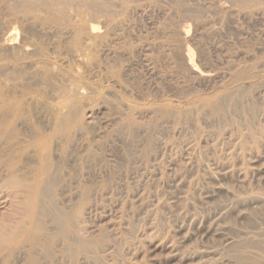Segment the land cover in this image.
I'll return each instance as SVG.
<instances>
[{
  "label": "rangeland",
  "instance_id": "374dc122",
  "mask_svg": "<svg viewBox=\"0 0 264 264\" xmlns=\"http://www.w3.org/2000/svg\"><path fill=\"white\" fill-rule=\"evenodd\" d=\"M0 153V264H264V0H0Z\"/></svg>",
  "mask_w": 264,
  "mask_h": 264
},
{
  "label": "bare ground",
  "instance_id": "6f19581e",
  "mask_svg": "<svg viewBox=\"0 0 264 264\" xmlns=\"http://www.w3.org/2000/svg\"><path fill=\"white\" fill-rule=\"evenodd\" d=\"M232 3V2H231ZM245 3V2H243ZM101 5V4H100ZM97 7V6H96ZM98 9V8H97ZM96 11V10H95ZM100 11V10H99ZM104 11V10H103ZM197 13V12H196ZM97 28L94 26L92 27V31H95ZM20 50V49H19ZM17 51V50H16ZM25 52V51H24ZM30 52V51H29ZM24 54V53H23ZM186 57L188 58V64L190 67H192V70L197 71L196 69V65L194 64V59L193 56L190 55H186ZM204 59V58H203ZM199 74V73H198ZM196 115V114H195ZM4 163V157L3 155L0 153V164ZM7 162V160H6ZM9 162V161H8ZM9 164V163H8ZM3 165V164H1ZM4 165H6L4 163ZM3 165V166H4ZM9 168L11 169V173L10 176L5 179L3 182L5 183L6 187L11 188L12 191H15L16 193H23L24 195V201L26 205H32V203L35 201V199H37L40 195V193L38 192L37 189V185L36 184H29L26 183L22 178H20L19 176L15 175L13 172V167H11L10 165H8ZM2 167V166H1ZM21 169V168H20ZM26 176V175H25ZM35 223L36 226L41 229L43 227V221L41 220V218L36 217L35 218ZM263 236V235H262ZM9 245V243L7 244ZM263 250V249H262ZM246 259V258H245Z\"/></svg>",
  "mask_w": 264,
  "mask_h": 264
}]
</instances>
